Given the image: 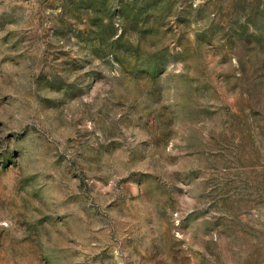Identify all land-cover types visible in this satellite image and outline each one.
<instances>
[{
  "label": "rangeland",
  "instance_id": "obj_1",
  "mask_svg": "<svg viewBox=\"0 0 264 264\" xmlns=\"http://www.w3.org/2000/svg\"><path fill=\"white\" fill-rule=\"evenodd\" d=\"M0 264H264V0H0Z\"/></svg>",
  "mask_w": 264,
  "mask_h": 264
}]
</instances>
